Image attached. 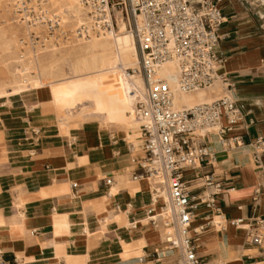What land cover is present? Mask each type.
<instances>
[{
  "label": "crops",
  "instance_id": "obj_1",
  "mask_svg": "<svg viewBox=\"0 0 264 264\" xmlns=\"http://www.w3.org/2000/svg\"><path fill=\"white\" fill-rule=\"evenodd\" d=\"M220 7L221 73L247 113L240 133L248 145L264 139V0H221ZM218 90L225 94L221 84L211 89ZM127 142L124 129L98 119L76 127L61 123L48 89L0 97V264L175 261L162 251L161 235L149 223V212H159L155 188H162L135 179L138 151L128 154ZM203 143L214 155L213 168L197 173L198 179L192 173L184 177L196 197L193 205L217 193L212 200L220 215L204 206L194 211L191 228L204 229L196 237L197 255L203 264H264V242L246 244L264 219V194L252 201L260 182L252 148L222 151L215 131ZM211 172L219 192L204 187L201 177ZM235 221L242 223L234 227Z\"/></svg>",
  "mask_w": 264,
  "mask_h": 264
},
{
  "label": "built area",
  "instance_id": "obj_2",
  "mask_svg": "<svg viewBox=\"0 0 264 264\" xmlns=\"http://www.w3.org/2000/svg\"><path fill=\"white\" fill-rule=\"evenodd\" d=\"M85 10L87 21L75 30L78 38L109 37L116 35L115 14L120 13L132 34L137 54V67L125 71L131 83L140 78L144 94L135 98V115L140 122V138L125 143L128 154L137 167L136 180L157 183L167 194V205L159 216L151 218L153 227L167 231L161 242L165 254L177 258L174 264H203L197 255L196 237L203 227L192 229L194 211L199 206L215 211L214 193L199 199L188 189L184 175L213 168L214 155L203 143L206 135L215 131L222 151L248 146L253 150V160L260 173V182L252 190V201L258 202L264 194V139L256 138L246 145L243 126L244 113L234 96L229 77L221 73L225 59L218 54L220 30L224 23L221 0H75ZM14 13L26 25L60 33L59 17L49 0H15ZM165 64L176 67V89L181 94L210 89L221 84L224 95L209 103L190 108H174L173 91L160 76ZM243 126V127H242ZM241 128L240 130L238 128ZM203 133L198 135L197 133ZM204 187L220 191L214 174L201 177ZM110 180L105 181L109 186ZM72 188H76L75 185ZM156 192L155 190L153 191ZM242 221L232 223L238 227ZM247 235L246 244L260 247L264 242V219Z\"/></svg>",
  "mask_w": 264,
  "mask_h": 264
},
{
  "label": "bare ground",
  "instance_id": "obj_3",
  "mask_svg": "<svg viewBox=\"0 0 264 264\" xmlns=\"http://www.w3.org/2000/svg\"><path fill=\"white\" fill-rule=\"evenodd\" d=\"M11 1L12 0H6L8 4H10ZM54 8L57 9L60 21L62 22L61 24L63 25L69 24L73 26V28H79L87 21L86 10L75 0H56ZM115 19L117 33L114 37L109 38L100 36L79 40L81 44L76 46L77 50L75 52H77V58L74 62V73L76 77L73 79L66 78L67 76L62 73L59 76L62 79L59 81L55 83H44V78H46L45 73H41L40 67L34 58L27 60L25 55L15 58L12 57L13 59L9 58L10 60L12 59L13 63L16 65L12 73V78H10L12 90L0 89V97L19 94L26 88L38 90L48 89L51 93L53 104L65 108L63 110L69 112L70 107L75 102L72 95L79 91L80 86L84 84L83 81L89 78H97L101 84L100 92L102 96L105 97L108 106L114 112L105 115L101 122L104 125H108L110 121H123L126 125L127 139L132 137L134 139V137L140 136V129L135 126L138 120L135 115L134 105L136 96L143 95L145 89L140 78H135L134 83H131L125 76V71L129 67H132V69L137 67L138 60L135 42L132 34L127 28V23L120 13L115 14ZM14 46L15 44L13 42H6L3 40L0 49L2 53L7 55ZM55 52L56 50L51 51V53ZM2 60L4 63L6 62L5 59ZM88 64L90 65V72L88 74L86 73L84 76H80L78 67ZM160 76L167 81L173 91V95L177 96L181 94L176 89V73L173 64H165L161 68ZM172 83L174 84L171 86ZM216 85L220 84H215L214 86ZM213 87H211V89ZM28 89L26 91H28ZM173 102L174 104L180 103L181 105L187 103V100L175 98ZM117 115L122 116L123 120H115ZM197 134L203 135L202 132H198ZM153 183L154 185L157 184L155 182ZM155 190H157L158 193L156 201L159 204V212L154 213L152 218L156 219L160 214L161 208L167 205L168 199L163 188H155ZM154 205L153 203V206ZM150 218L151 216L149 219ZM218 221L219 218L216 219V225ZM156 230L160 233L161 240H163L167 231L162 230L160 227H156Z\"/></svg>",
  "mask_w": 264,
  "mask_h": 264
},
{
  "label": "rangeland",
  "instance_id": "obj_4",
  "mask_svg": "<svg viewBox=\"0 0 264 264\" xmlns=\"http://www.w3.org/2000/svg\"><path fill=\"white\" fill-rule=\"evenodd\" d=\"M14 3L15 0H12L10 4H8L6 0H0V46L3 40L6 42L11 41L15 44L7 55L2 53L0 49V89L8 91L12 90L10 86V78H12V73L16 66L12 59L23 55L26 56L27 60L34 58V60L37 61L41 73H45L46 78H44V83H55L59 81L62 79L59 77L62 73L66 75V78L68 79L75 78L74 62L77 58V52H75L77 50L76 46L81 44L79 40L83 39H78L75 35V30L78 29V27L73 28V26L69 24L63 25L59 19L60 27L63 28L60 33L52 34L49 33L50 31L26 25L18 16L15 15ZM49 4L51 10L59 17L57 9L54 8L56 0H49ZM52 50H56V52L51 53ZM9 58L12 59L10 60ZM2 59H5L6 62L4 63ZM78 68L80 76H84L86 73L88 74L90 72L89 64L86 66H79ZM130 68L132 69V67H129L128 69ZM83 82L84 84L80 86L79 91L72 95L75 102L70 107L69 112H65L63 110L65 108L54 105L61 116V123L64 121V123L68 124V127H76V125L82 123L83 121L92 118L101 121L105 115L114 113L106 103L105 97H103L100 92L101 84L99 79L89 78L85 79ZM174 83H172L171 86ZM27 89L28 88L24 91ZM221 97L222 96L219 90L211 91V88L187 94H179L177 96L174 95L173 100H175V98H183L187 100V103L185 104L180 105V103H175L174 108L177 110L190 108L200 103L212 102ZM115 120H123V117L117 115ZM108 126H117L126 131V125L123 121H110ZM135 126L140 128V122L138 121ZM65 135H68L67 131L65 132ZM139 137L140 136L134 137V139L133 137L130 138L131 142L134 143L135 141L133 142V140ZM176 261L177 259L172 261L171 264H174Z\"/></svg>",
  "mask_w": 264,
  "mask_h": 264
}]
</instances>
